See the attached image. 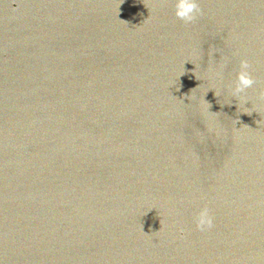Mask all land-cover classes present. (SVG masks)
I'll list each match as a JSON object with an SVG mask.
<instances>
[{
	"label": "water",
	"instance_id": "water-1",
	"mask_svg": "<svg viewBox=\"0 0 264 264\" xmlns=\"http://www.w3.org/2000/svg\"><path fill=\"white\" fill-rule=\"evenodd\" d=\"M197 4L0 0V264H264V0Z\"/></svg>",
	"mask_w": 264,
	"mask_h": 264
},
{
	"label": "clouds",
	"instance_id": "clouds-1",
	"mask_svg": "<svg viewBox=\"0 0 264 264\" xmlns=\"http://www.w3.org/2000/svg\"><path fill=\"white\" fill-rule=\"evenodd\" d=\"M174 16L184 23L193 22L200 14L201 9L198 7L197 0H173ZM249 64L247 60L240 61V70L236 74V79L231 86V96L241 103L246 98L245 90L249 89L254 80L249 73ZM264 96V91L260 93ZM193 223L198 231H205L213 226V217L207 206L199 207L193 214Z\"/></svg>",
	"mask_w": 264,
	"mask_h": 264
}]
</instances>
